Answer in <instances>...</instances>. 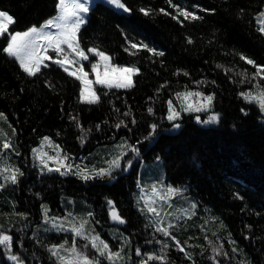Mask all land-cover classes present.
<instances>
[{"label": "trees", "instance_id": "obj_1", "mask_svg": "<svg viewBox=\"0 0 264 264\" xmlns=\"http://www.w3.org/2000/svg\"><path fill=\"white\" fill-rule=\"evenodd\" d=\"M123 2L130 13L92 4L79 39L85 50L96 47L140 72L129 89L97 86L95 104L82 102L80 82L51 61L37 75H27L2 51L7 35L0 37V112L7 117L0 119V145L5 140L12 145L0 147V165L23 173L15 184L0 176V230L13 237L11 252L0 246V264H17L11 254L23 264H61L48 249L65 242L71 247L73 241L79 249L88 244L84 251L100 264H141L150 253L165 259L149 264H264V110L240 96L248 90L259 95L256 83L264 87V79L250 82V75H240L256 71L240 54L264 65V34L257 23L264 0ZM56 6L57 0H0V10L15 20L10 32L40 26L56 14ZM141 8L152 11L144 15ZM177 8L202 19L186 20ZM129 41L164 55L132 49ZM186 90L215 94L210 112L219 114L215 125L203 122L208 114L181 113L177 121L167 120V101L180 111L175 94ZM153 123L158 125L154 134ZM44 137L62 158L69 157L64 164L72 165L71 172L49 171L57 167L37 160L33 149ZM118 156L120 167L111 177L95 176ZM81 169L95 178L82 179L75 174ZM169 187L187 194L184 210L171 204L157 207L159 216L149 212L145 196ZM113 210L125 223L112 219ZM84 220L86 234L120 251L119 259L99 256L71 231ZM158 220L162 227L172 225L171 236L155 230ZM221 247L227 255L213 251Z\"/></svg>", "mask_w": 264, "mask_h": 264}, {"label": "snow or ice", "instance_id": "obj_2", "mask_svg": "<svg viewBox=\"0 0 264 264\" xmlns=\"http://www.w3.org/2000/svg\"><path fill=\"white\" fill-rule=\"evenodd\" d=\"M106 2L113 8L124 11L131 12V9L127 7V5L123 2V0H106ZM171 3V0H169ZM92 0H57V15L49 18L44 22L40 27L32 26L24 32H10V25L15 23L14 17L10 15L7 11L0 10V37H4L7 35V46L2 49V51L8 54L11 57H14L20 64V67L23 69L25 73L29 76H35L37 73L41 71V67H47L45 61H51L60 67L71 77H74L76 80L80 82L82 85L80 89V99L82 102H86L88 104L98 103L100 100V96L97 94L93 87V81L89 79V74L84 70L83 61H89L91 63V71L95 73V81L96 85H101L106 87L107 89H129L134 86L133 77L140 72V69L135 66H121L119 64L112 63V57L107 54L105 51L99 50L96 47L88 48L87 51L81 47L79 32L81 27L87 23L86 14L90 12ZM174 7H176L174 5ZM140 11L144 15H149L151 13V9L141 8ZM164 12V9L160 10ZM179 16L184 17V19H202V17L196 15L194 12H190L187 9L177 8ZM207 11V10H205ZM169 14V13H166ZM174 19H178L177 16L173 17ZM257 23L260 25L258 30L261 34H264V11L260 12L257 17ZM192 41L189 40V43ZM132 49L145 48L149 52L154 55L163 56L164 53L162 51H157L155 48L149 47L147 44H143V42L133 43L129 41ZM52 50L55 53L54 56L48 55L49 50ZM67 50V54H65ZM127 51V49H125ZM89 54H92L94 57H98L99 59L96 62L90 61ZM62 57V58H61ZM71 57V58H70ZM240 58L245 60L247 64L252 65L256 71L254 73L248 74L246 71L240 73V75L244 76L246 79L249 78L250 82L252 80L264 79V65H258L256 61L252 58L246 57L243 54H240ZM79 65L76 67L75 65ZM73 66V67H69ZM187 75V73H185ZM243 82V81H242ZM254 88L261 89L259 95H254L252 90H248L245 92H241L240 96L244 98L245 101L252 103L258 102V106L261 110H264V87H262L259 83L253 85ZM176 98L183 100L186 103L181 104V109L185 112H205L208 111L214 101L215 94H205L199 91H184L177 92ZM196 97L200 98L197 102H194L191 98ZM168 112H167V120L171 122H175L180 117V111L176 110V107L173 105V101L169 99L167 101ZM149 113H153V109H148ZM125 116L129 115V113H124ZM0 119L6 120L7 117L3 112H0ZM73 120H76V117H72ZM197 121H200V116L196 117ZM219 120V114L211 115L208 117V120L203 121L204 123L215 122ZM132 123H135V120H132ZM123 124V121L120 124H117L116 127L119 128ZM80 126V125H78ZM126 126V125H125ZM82 127V126H81ZM98 127V126H97ZM158 125L153 123L150 126L151 133L154 134ZM175 128H179V123H174ZM0 134H2V130H0ZM83 139V137H81ZM44 141H48L51 143L49 137H44ZM43 143V142H42ZM4 150H8L12 147L10 142L7 140L4 141L2 145H0ZM57 147H59L57 145ZM131 151L134 153L138 152V149L135 146H130ZM40 149H33V153H38ZM47 155L46 153L44 154ZM59 153H57L56 157L49 156V160H57V163L60 167L56 169H48L49 171H61V167L65 168L66 171L62 174H68V172L72 171V165L64 164V161L68 160V156H64L63 158H59ZM120 157H116L110 164L109 168H101L96 171L95 176L99 177H111L113 171L120 167L119 164ZM40 163L47 167V163L43 156L40 157ZM82 179H94L95 176L85 173L83 169L79 170L78 173ZM18 175H23V173L18 168H10L8 166L0 165V176L3 177L5 181L11 182L13 184L18 182ZM3 185L0 184V187ZM168 191L175 192L176 189H168ZM164 197H161L163 199ZM109 205H113L114 202L108 201ZM195 207V205H193ZM149 212L153 213L156 216H159L160 213L154 207H149ZM45 217H47V208L45 206ZM52 220H61L66 218H47ZM46 219V222H47ZM112 219L116 220L120 223H125L124 219L113 210ZM87 221H82L79 226H73L71 231L76 236H82L86 241L90 242L91 248L95 249L96 253L99 256L105 257L109 261H115L119 259L121 253L120 251H113L107 242L100 240L98 235H93L89 237L85 232V225ZM162 221H157L156 231L160 232L164 236H171L169 228L172 227L171 224L168 227L161 226ZM54 228H63V224L53 223ZM0 229H2V225H0ZM175 239V237H173ZM13 237L6 232L0 230V246H3L9 252L12 250ZM67 242H65L66 244ZM235 243V241H232ZM65 244L52 245L48 251H50L53 257H56L57 260L61 262V264H100V261L96 257H90L84 249L88 248V244L84 245V249H79L76 247L75 241H73L71 247H65ZM179 244V241H177ZM184 251L183 248L180 249ZM69 253L71 254V259L62 255L61 253ZM214 252L217 255H227V253L222 252L221 248H214ZM235 251V249H233ZM137 255H141L140 249L136 250ZM9 259L16 261L17 264H23L21 258L15 254L9 255ZM165 257L163 255H157L155 253H150L145 256V258L141 261V264H149V261L152 260H164ZM215 259V257H213ZM219 264V261H217Z\"/></svg>", "mask_w": 264, "mask_h": 264}, {"label": "rangeland", "instance_id": "obj_3", "mask_svg": "<svg viewBox=\"0 0 264 264\" xmlns=\"http://www.w3.org/2000/svg\"><path fill=\"white\" fill-rule=\"evenodd\" d=\"M103 2L107 5H109L106 0H92V4H94L95 2ZM91 4V5H92ZM110 6V5H109ZM113 8V7H112ZM115 9V8H114ZM117 10V9H115ZM118 12H121V13H124V14H128V12H124V11H119L117 10ZM89 13L86 14V17H87V23H88V19H89ZM57 15V11H56V14L54 16ZM53 16V17H54ZM85 23L81 29L87 24ZM44 24V23H43ZM41 24V25H43ZM40 25V26H41ZM40 26H37V27H40ZM80 29V30H81ZM24 32V31H23ZM82 47V46H81ZM85 50V49H84ZM68 51L70 50H67L66 49V52L65 54L68 53ZM87 51V50H85ZM48 55L50 56H54L55 57V53L52 52V50L50 49L49 52H48ZM90 56V61L91 62H96L99 58L98 57H94L92 54H89ZM62 58V57H61ZM71 58V57H70ZM47 62H50V61H45V64ZM19 63V62H18ZM112 63L114 64H117L115 62H113L112 60ZM83 64H84V70L88 72L89 74V79L93 81V87L96 91V88L97 86H101V85H96L94 83L95 81V73H93L91 71V63L89 61H83ZM20 65V64H19ZM76 67H78L79 65H75ZM70 68L73 67V66H69ZM136 76V75H135ZM134 76V77H135ZM134 77H133V83H134ZM181 99V104L183 103H186L183 98H180ZM194 102H197L200 98H196V97H193L191 98ZM86 103V102H85ZM176 109L178 108L177 106H175ZM212 105L210 107V109L208 111H205V112H200V113H197V112H185L181 109L180 107V115L181 113H186V114H208L209 116L213 115L211 114L210 112L212 111ZM213 125H215V122H212ZM37 149H40V151L38 153H35L34 156L37 158V160L40 162V157L43 156V158L45 159L46 163H47V167L48 168H55V167H59L60 165L57 163V160H49L48 157L51 156V157H56L57 156V153H59V158H62L61 157V154H60V151L58 150V148L55 147L54 144L52 143H49L48 141H45L42 146L38 147ZM47 154L46 156L44 154ZM175 189V188H172V187H169L168 189ZM168 189H165V190H161V189H156V190H153L152 193L148 194L146 197V202L148 204L149 207H154L157 209V207L159 206H164L166 205L167 208L172 204L173 207L175 208H178V207H181L183 208L182 210H184V207L186 206L187 204V200H188V196L187 194L185 193V191H182L181 189H176L177 191L175 192H169ZM161 197H164L163 199H161ZM158 210V209H157ZM158 212L160 213V210H158ZM163 213V209L161 211Z\"/></svg>", "mask_w": 264, "mask_h": 264}, {"label": "bare ground", "instance_id": "obj_4", "mask_svg": "<svg viewBox=\"0 0 264 264\" xmlns=\"http://www.w3.org/2000/svg\"><path fill=\"white\" fill-rule=\"evenodd\" d=\"M116 224H118V222Z\"/></svg>", "mask_w": 264, "mask_h": 264}]
</instances>
